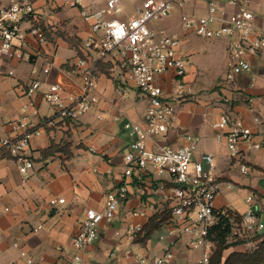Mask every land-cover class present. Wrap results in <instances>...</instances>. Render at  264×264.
Returning <instances> with one entry per match:
<instances>
[{
	"label": "crops",
	"instance_id": "1",
	"mask_svg": "<svg viewBox=\"0 0 264 264\" xmlns=\"http://www.w3.org/2000/svg\"><path fill=\"white\" fill-rule=\"evenodd\" d=\"M32 1L48 34L47 43L39 44L29 33L28 23L22 21L20 28L28 42L23 58H0V137L16 135L8 123L20 116L27 86L35 79L40 81V88L33 95L37 112L28 111L29 121L40 131L28 141L32 169L23 174L13 160L0 158V264H13L22 258L21 252L40 264H57L70 258L75 253L73 236L84 211L100 210L106 194L123 180L128 185L127 196L112 220L99 224L97 236L83 253V260L98 264H152L153 258L169 250L171 264H197L202 249L191 247L188 244L191 234L183 231L195 215L191 213L183 219L171 215L169 177L156 176L147 168H132L123 159L132 139L124 123L129 120L145 126L147 97L118 69L111 67L109 74L106 73L111 63L99 60L102 70L96 74L97 103L76 120L57 117L54 108L42 99V91L50 83H59L65 92L81 90L75 71L79 57L66 36L80 40L83 57L95 58L94 53L83 47V41L91 35V23L84 21L74 6L57 0ZM9 2L0 0V9ZM216 5L226 12L232 10L222 2ZM252 6L256 25L264 29V0H253ZM175 7L179 9L176 13L172 10L161 19L167 23L159 29L150 28L180 37L179 51L186 66L184 80L192 94L172 103L174 111L167 130L148 138L146 147H180L188 144L190 138H197L192 161H201L207 168L202 156H212L219 187L214 210L227 209L242 215L247 206L245 198L251 193L253 207L264 223V125L252 121L253 115L264 119V51L247 56L250 69L237 74L227 84L224 81L226 51L231 39L200 38L180 28L182 14L207 13L205 2L188 0ZM169 18L177 20L180 26L171 27ZM205 49L209 51H201ZM45 57L50 63L46 73L43 72ZM156 83L168 95L173 84L172 73L159 75ZM226 113L253 132L250 142L237 143L238 157L248 167L245 174L236 163L238 157L231 155L226 138L215 139L212 125ZM228 130L229 126L224 132ZM51 143L62 149L45 154ZM254 143L259 147L254 148ZM55 196L64 198V202L50 204L49 199ZM163 210L170 212V219L147 238L135 241L134 236L147 220ZM137 225L140 229L131 233V227ZM253 247L251 242L232 245L224 251V256L233 250Z\"/></svg>",
	"mask_w": 264,
	"mask_h": 264
},
{
	"label": "built area",
	"instance_id": "2",
	"mask_svg": "<svg viewBox=\"0 0 264 264\" xmlns=\"http://www.w3.org/2000/svg\"><path fill=\"white\" fill-rule=\"evenodd\" d=\"M63 5H71L78 9L80 17L89 21L91 35L83 41V47L94 57H79L75 61V71L81 81L78 93L65 92L59 83H50L42 91V99L50 104L59 118L76 120L90 110L98 101L95 93L96 64L99 60H108L112 68L118 69L132 82L140 93L148 99L144 113L145 126L127 120L124 127L132 138L123 155L125 164L132 168H147L156 176L167 175L171 187V215L175 219H183L194 214L191 223L183 228L191 234L188 244L193 248H201L202 252L197 264H209L215 242L208 237L210 227L216 222L214 198L218 192V182L212 164L211 154L202 156L207 168L201 161H192V153L197 138L180 147L161 146L148 149L146 140L153 135L164 133L173 115L172 103L189 97L191 87L185 82V59L179 51L180 37L176 34L155 32L149 22L166 17L175 5L188 0H141L133 15L120 19L117 15L123 11L121 0H57ZM205 2L207 13L200 16L182 14L181 27L200 38L228 37L227 59L224 81L230 84L235 76L250 69L247 56L264 51V29L257 26L254 18L253 0H216L232 7L231 12L217 8L215 0H192ZM28 23V31L39 44H46L47 37L39 24L32 0H10L9 5L0 9V58L22 59L28 42L20 23ZM39 53V50H35ZM48 72L49 60L45 57ZM170 71L173 75L172 88L164 95L156 83L157 77ZM40 88V81L33 80L26 88V101L20 107V116L9 121L15 136L0 137V158L13 160L18 170L25 174L33 167V160L28 153V141L40 131L33 127L28 119V111L37 112L33 99ZM228 101V99H225ZM256 125H264V119L252 116ZM229 126V130H224ZM216 130L215 139L223 137L231 155L238 157L237 143L250 142L253 132L240 120H231L222 114L213 123ZM189 139V137H188ZM254 148L259 145L254 143ZM237 165L241 173H247L248 167L238 157ZM128 193V185L123 180L106 194L105 202L100 210L87 208L73 236L72 244L75 253L65 261L57 264H98L82 258L86 248L95 240L101 222H110L118 205ZM246 210L241 215L238 227L234 228L229 241L241 240L251 242L253 236L264 230V223L253 207L254 196L249 193L246 198ZM64 198L55 196L49 199L50 204L63 203ZM140 226L131 227V233ZM241 242V243H242ZM20 259L13 264H40L30 256L21 252ZM172 253L167 250L162 256L152 259V264H171ZM104 264H111L106 262Z\"/></svg>",
	"mask_w": 264,
	"mask_h": 264
},
{
	"label": "trees",
	"instance_id": "3",
	"mask_svg": "<svg viewBox=\"0 0 264 264\" xmlns=\"http://www.w3.org/2000/svg\"><path fill=\"white\" fill-rule=\"evenodd\" d=\"M42 26L46 37L49 39L46 29L43 27L42 22L39 21ZM66 40L75 50L78 57H83L81 50V42L77 37H67ZM112 67H108L106 73L109 74V70ZM97 70H102V65L97 62ZM62 147L51 143L46 149L45 154L53 153L55 150H61ZM217 217L216 222L210 227L208 237L215 242L214 249L210 256L209 264H264V230L256 233L252 240L254 241V247L245 250L238 251L233 250L224 256V251L232 245L241 243V240L229 241V237L232 235L234 228L238 227L241 221V215L227 209H221L215 211ZM170 219V212L163 210L161 212L154 213L142 228L134 236L135 241H142L147 238L153 231L157 230L161 224Z\"/></svg>",
	"mask_w": 264,
	"mask_h": 264
},
{
	"label": "rangeland",
	"instance_id": "4",
	"mask_svg": "<svg viewBox=\"0 0 264 264\" xmlns=\"http://www.w3.org/2000/svg\"><path fill=\"white\" fill-rule=\"evenodd\" d=\"M140 2H141V0H121V4H122L123 11H122L121 14L117 15V17H119L120 19H126L127 17L133 15L134 12H135V10H136V8H137V6L140 4ZM175 8L172 9L173 10V14L176 13L179 10L178 8H176V9ZM170 18L167 21H171L170 22L171 23L170 24L171 27L174 28V27H179L181 25V24L179 25V22L177 20H170ZM172 21H174V22H172ZM163 23H167L166 20L165 21H163V20L151 21V22L148 23V25L151 26L154 29H159V28H161V26L163 25ZM180 28H182V27L180 26ZM201 51H207V49L201 50ZM222 54H223V51H222ZM189 61L190 60L187 58L186 59V64H188ZM262 219L264 221V213H263Z\"/></svg>",
	"mask_w": 264,
	"mask_h": 264
}]
</instances>
